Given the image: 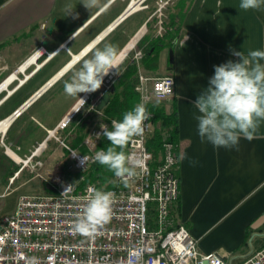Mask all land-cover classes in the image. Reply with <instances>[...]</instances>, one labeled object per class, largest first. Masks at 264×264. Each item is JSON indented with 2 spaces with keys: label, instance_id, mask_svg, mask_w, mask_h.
Instances as JSON below:
<instances>
[{
  "label": "crops",
  "instance_id": "1",
  "mask_svg": "<svg viewBox=\"0 0 264 264\" xmlns=\"http://www.w3.org/2000/svg\"><path fill=\"white\" fill-rule=\"evenodd\" d=\"M131 1L101 0L102 7L92 14L74 0L79 18L73 19L62 11L68 0H0V83L16 76L8 85L12 94L5 97L3 91L6 94L0 97V121L85 51L8 125L0 138V184L7 182L6 189L12 182L22 188L31 181L19 159L32 155V162L41 161L42 174L50 159L59 160L69 134L56 127L79 100L64 92L72 69L104 44L117 46L121 53L139 32L136 43L145 35L147 40L155 38L151 19L159 14L158 2H166L168 19L177 10L184 13L171 60L162 50L151 59L157 62L156 69H141L139 76L157 78L162 72L175 81L174 95L153 103L173 104L176 112L179 198L174 212L197 240L201 254L214 252L224 264H237L264 247V122L256 139L242 137L236 147L216 148L199 138L194 104L208 87L214 66L238 60L233 50L245 55L264 51V9L242 10L241 0H146L145 8L129 7ZM39 48L44 52L20 71ZM92 98L95 101L96 94ZM87 111L80 112L85 116Z\"/></svg>",
  "mask_w": 264,
  "mask_h": 264
},
{
  "label": "built area",
  "instance_id": "2",
  "mask_svg": "<svg viewBox=\"0 0 264 264\" xmlns=\"http://www.w3.org/2000/svg\"><path fill=\"white\" fill-rule=\"evenodd\" d=\"M145 1L132 0L129 7L145 8ZM158 4L160 13L166 2L159 1ZM162 32L164 28L158 21L157 36H162ZM43 52V48H39L32 57L35 60ZM142 57L140 50H134L131 62L137 63ZM114 78L115 75L110 73L104 79L106 89ZM174 87V78L169 75L138 77L135 87L138 102L145 103L151 118L145 122L143 134L134 137L126 146V153L139 162L137 176L130 179L127 185L114 176L115 186L105 190L115 194L111 220L98 233L89 236L77 233L73 228L86 203L88 189L96 188L94 184H86L81 189L78 186L84 179V172L96 162L95 153L101 150L97 148L102 137L101 125L111 129L112 120L109 123L98 122L85 135L82 144L87 151L84 153L63 144L68 151L67 170L79 174L75 181L62 180L57 185H51L55 191L53 194L20 196L14 211L0 220V264H224L214 252L201 254L197 240L176 219L174 205L179 198L176 144L163 142L155 165L147 146L154 118L150 106L173 96ZM46 89L37 94L39 89L31 95L37 94L31 103ZM81 98L85 99V103L81 105L78 100L59 121L57 129L65 130L73 116L92 101L91 93H83ZM95 105L96 100L88 109L94 110ZM20 112L17 109L9 117L15 118ZM98 133L101 134L99 139L96 137ZM3 135L0 134V138ZM31 158L32 155L19 159V162L22 167L35 171L36 177L47 181L49 172L39 174L37 171L42 168V163L32 162ZM237 264H264V247Z\"/></svg>",
  "mask_w": 264,
  "mask_h": 264
},
{
  "label": "clouds",
  "instance_id": "3",
  "mask_svg": "<svg viewBox=\"0 0 264 264\" xmlns=\"http://www.w3.org/2000/svg\"><path fill=\"white\" fill-rule=\"evenodd\" d=\"M80 3L92 14L93 9L102 7L101 0H80ZM75 7L74 0H68L62 7L64 16L78 19L79 13L75 12ZM239 7L245 11L262 10L264 0H241ZM187 38L185 36L183 41ZM232 54L238 60L214 66V75L209 79L208 87L198 95L194 104L199 112L195 116L199 138L216 148L236 147L242 137L249 141L256 139L264 122V63H261L264 61V51L252 50L245 55L242 51L233 50ZM119 65L117 46L107 43L103 48H95L90 58L83 59L79 68L72 69L70 79L64 82L65 94L78 97L83 105L85 99L79 94L98 91L113 69L115 74H120ZM150 118L145 103L141 101L126 111L122 120H112L111 130L107 125H101L102 136L110 142V146L97 151L94 160L106 166L125 185L137 176L139 163L126 153L125 148L134 137L143 134L145 122ZM96 137L99 139L101 134L98 133ZM184 158L180 156L181 160ZM85 200L73 228L77 233L89 236L98 233L111 220L115 194L89 188Z\"/></svg>",
  "mask_w": 264,
  "mask_h": 264
},
{
  "label": "trees",
  "instance_id": "4",
  "mask_svg": "<svg viewBox=\"0 0 264 264\" xmlns=\"http://www.w3.org/2000/svg\"><path fill=\"white\" fill-rule=\"evenodd\" d=\"M183 16L184 13L177 10L165 24L162 36H156L153 39L147 40L145 35L140 39L135 45V48L143 53V57L139 63L126 62L124 65L119 66L120 74L115 75L114 80L107 89L101 87L98 91L91 93V96L95 94L97 96L96 105L101 97L107 93L109 97L108 103L99 113L96 111L95 105L94 110L88 109L85 116H82L81 110L73 116L71 123L64 130L65 134H69V137L64 140V144L67 147L83 153L86 152L87 149L82 144L83 138L86 135H84V131L93 121V118L99 119V122L104 121L107 123L111 120L119 121L122 120L123 114L126 111L131 110L138 103L139 96L135 91V87L138 84L140 70H155L157 62L155 60L151 61V59L156 58L159 51H172L181 28ZM91 100L93 101V98ZM92 101L88 102L84 108H88ZM150 110L154 114L153 131L148 139L147 146L153 155V165H155L160 158L163 142L176 143L177 120L173 104L169 106L154 104L150 106ZM109 146L110 142L102 136L97 148L106 150ZM64 153L67 155L68 151L64 149ZM62 170L69 181H75L79 176L76 172L68 171L66 164L62 166ZM83 177V181L78 186L80 189L86 184H94L99 190H108L115 186L113 181L114 174L106 166H102L98 162L92 164L84 172ZM54 192V190H50V194ZM175 211L178 212V206H176Z\"/></svg>",
  "mask_w": 264,
  "mask_h": 264
},
{
  "label": "rangeland",
  "instance_id": "5",
  "mask_svg": "<svg viewBox=\"0 0 264 264\" xmlns=\"http://www.w3.org/2000/svg\"><path fill=\"white\" fill-rule=\"evenodd\" d=\"M168 13L169 11L167 9H162L161 12L158 14L156 19H152L150 23V29L151 33H154L155 37L157 36V27H158V21H161V25L164 28L165 24L168 22ZM163 34V32H162ZM134 50H137L135 47L130 52V54L125 58L123 63L129 62ZM162 54L161 51L158 52L157 56H160ZM115 72H113L114 74ZM161 77L167 76L164 73L160 72ZM163 74V76H162ZM160 76V75H159ZM11 89V88H9ZM6 92H3L0 94V97L5 95ZM99 122V119L93 118V121L90 123L88 127H86V130L84 131V135L87 134L92 128H94ZM50 154V153H49ZM61 154V153H59ZM54 158V157H53ZM66 164H69V158L68 155L65 153L59 156V160L55 161L49 160L48 165L43 169V171H48L49 176L47 177V181H44L43 179H40L35 176V171H30L29 168L25 169L23 173L27 175V177L31 178V181L28 182L24 187L18 188L17 183H14L12 185V182L6 187V183L3 182L0 184V220L10 213H12L15 209L17 199L20 196L25 195H45L50 194V190H53L51 188V185H57L62 180H67L65 177V174L62 172V166ZM39 174L41 173V169L37 171ZM69 181V180H68ZM5 189V190H4Z\"/></svg>",
  "mask_w": 264,
  "mask_h": 264
},
{
  "label": "bare ground",
  "instance_id": "6",
  "mask_svg": "<svg viewBox=\"0 0 264 264\" xmlns=\"http://www.w3.org/2000/svg\"><path fill=\"white\" fill-rule=\"evenodd\" d=\"M140 35H141V32H139V34L138 35H136L131 41H130V43L128 44V46L120 53V62L124 59V57H125V55L128 53V51L130 50V49H132L133 47H134V45H135V43H136V40L140 37ZM85 53V51L84 52H82L80 55H78V56H75L74 58H73V60L56 76V77H54L50 82H49V84L48 85H45L41 90H39L38 92H37V94H39V93H41L44 89H46L50 84H52L53 82H54V80L60 75V74H62L65 70H67V68H69L71 65H73L83 54ZM129 54V53H128ZM33 60H34V57H32V58H30L23 66H21V68H20V71H23L24 70V68L25 67H27V65L29 64V63H31V62H33ZM14 80H16V76L13 74V75H11V76H9L6 80H4L3 82H1L0 83V94H1V92H3V91H6L7 93H10V94H12V89L11 90H8V85H10L11 84V82H13ZM36 94V95H37ZM36 95H34L33 97H32V99L30 100V101H32L33 100V98H35L36 97ZM29 101V102H30ZM0 103H1V101H0ZM76 108V107H75ZM74 108V109H75ZM19 111H21V110H19ZM12 118H13V116H11V117H9V118H6V119H4V120H2L1 122H0V134H5V132H6V129L8 128V125L10 124V122L12 121ZM8 154L13 158V159H15V160H18L10 151H8Z\"/></svg>",
  "mask_w": 264,
  "mask_h": 264
},
{
  "label": "water",
  "instance_id": "7",
  "mask_svg": "<svg viewBox=\"0 0 264 264\" xmlns=\"http://www.w3.org/2000/svg\"><path fill=\"white\" fill-rule=\"evenodd\" d=\"M171 53H172V51H169V60H171ZM49 82H50V81H49ZM49 82H48L47 84H49ZM42 88H43V87H42ZM42 88H40V90H41ZM9 95H10V93H7L5 97H7V96H9ZM31 99H32V97L28 98L27 101H26V102H25L20 108H18V110H21L23 107H26L27 105H29V104L31 103V101H30ZM108 100H109L108 94L105 93V94L101 97V99L99 100V102L97 103V105H96V111H97V112H100V111L106 106V104L108 103ZM29 101H30V102H29Z\"/></svg>",
  "mask_w": 264,
  "mask_h": 264
}]
</instances>
